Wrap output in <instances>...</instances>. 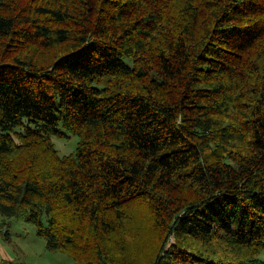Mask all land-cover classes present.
I'll use <instances>...</instances> for the list:
<instances>
[{
    "label": "trees",
    "instance_id": "trees-1",
    "mask_svg": "<svg viewBox=\"0 0 264 264\" xmlns=\"http://www.w3.org/2000/svg\"><path fill=\"white\" fill-rule=\"evenodd\" d=\"M0 213L77 264H264V0H0Z\"/></svg>",
    "mask_w": 264,
    "mask_h": 264
},
{
    "label": "rangeland",
    "instance_id": "rangeland-1",
    "mask_svg": "<svg viewBox=\"0 0 264 264\" xmlns=\"http://www.w3.org/2000/svg\"><path fill=\"white\" fill-rule=\"evenodd\" d=\"M53 135L51 140L59 154L73 152L78 137L66 132ZM264 259V253L261 254ZM0 264H77L66 252L47 248L44 238L37 234L36 226L22 218L6 217L0 213Z\"/></svg>",
    "mask_w": 264,
    "mask_h": 264
}]
</instances>
